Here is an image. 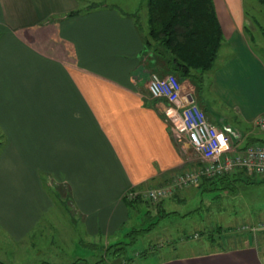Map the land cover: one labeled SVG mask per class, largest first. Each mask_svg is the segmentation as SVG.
<instances>
[{
	"label": "crops",
	"instance_id": "0c3cea01",
	"mask_svg": "<svg viewBox=\"0 0 264 264\" xmlns=\"http://www.w3.org/2000/svg\"><path fill=\"white\" fill-rule=\"evenodd\" d=\"M142 1L132 11L122 10V1L0 0V230L10 244L46 228L56 191L68 212L63 199L70 201V216L87 236L115 235L130 224L127 193L168 185L181 168L164 113L167 101L150 96L153 70L143 68L149 17L148 0ZM255 2L213 0L224 35L219 53L229 47L232 66L243 54L259 61L252 46L263 41L251 30L264 5ZM141 9L147 33L139 27ZM261 87L263 99L230 110L245 129L193 95L208 120L244 146L246 138L264 140L250 125L264 115ZM211 242L203 251L170 252L149 264H264V233L223 236L218 247ZM69 264L89 263L78 257Z\"/></svg>",
	"mask_w": 264,
	"mask_h": 264
},
{
	"label": "rangeland",
	"instance_id": "374dc122",
	"mask_svg": "<svg viewBox=\"0 0 264 264\" xmlns=\"http://www.w3.org/2000/svg\"><path fill=\"white\" fill-rule=\"evenodd\" d=\"M91 1V5L99 2L109 4L122 1L126 6L128 5L122 7V10L135 11V6L141 4L142 0ZM255 1L257 6H261L257 0ZM246 6L249 7V4L247 3ZM261 7L260 11L257 9L255 14L257 23H254V28L251 30V34L263 41L259 47L252 46L257 48L259 53L258 62H255L252 56L243 54L238 59L239 63L232 66L234 63L231 65L227 56L229 47L225 45L214 67L200 74V81L189 80L188 84L180 81L183 89H191L203 104H208L221 116L229 118L228 121L239 129H245L244 124L247 123L243 121L239 123L241 117L230 111L232 107L239 105L246 109L258 99H263L262 95L257 94V91L262 89L261 86H264V7ZM142 9H145V6ZM142 9L139 27L141 31L147 33L148 23L145 20L147 11L144 13ZM150 72L148 76L154 73ZM196 102L198 103L197 100ZM232 115V118L229 117ZM236 119L239 122H235ZM251 124L254 127L253 123ZM252 130L253 133L264 136V132L253 128ZM175 144L183 157V164L176 172L182 168H196L195 164L199 161V157L194 149L183 142H175ZM235 179L229 184L219 186L223 189H214L212 186L202 187L203 189L199 186L190 187L191 189L189 186L177 188L169 196L170 202L164 205L165 209L162 201L164 199L152 201L144 197L145 203L140 210L131 209L130 224L117 228L115 235L111 236H87L80 220L70 216L73 215L70 201L67 198L63 199L69 203L66 205L69 213L61 206L58 199L61 195L55 190L53 197L57 200V206L45 220L44 223L47 225L44 230L40 228L19 245L10 244L9 240L5 239L6 234L0 230V264H43L44 262L69 264L78 257L84 258L89 264H130L132 260H127L130 256L136 258V263L135 259L132 263L149 264L169 255L170 252L173 255H184L192 254L199 249L203 251V247H209L211 240L214 242L211 243L218 247L223 236L233 233L239 235V238L245 235H254L256 238L264 233L262 227L264 175L242 174L237 175ZM152 188L154 187L146 190ZM134 217H139V222H136ZM151 223L155 225L151 226L150 232L139 234L137 239L126 247L125 243H130L131 237H136L135 232H131L134 228H147ZM219 229L221 231L218 232ZM125 247L126 253L116 256L117 251H123ZM175 248L177 250H174Z\"/></svg>",
	"mask_w": 264,
	"mask_h": 264
},
{
	"label": "trees",
	"instance_id": "16d2710c",
	"mask_svg": "<svg viewBox=\"0 0 264 264\" xmlns=\"http://www.w3.org/2000/svg\"><path fill=\"white\" fill-rule=\"evenodd\" d=\"M258 1L264 5V0ZM147 2L149 36L145 39L141 55V59L147 63V67L143 65V68L148 71L152 69L151 72L172 74L183 82L194 79L200 81L201 73L211 70L215 65L224 38L213 0H148ZM78 12H72L71 15ZM256 140L258 139L246 138L244 146L257 143ZM260 142L264 140L261 139ZM201 165L200 161L195 164L196 168ZM242 174L249 175L244 169L239 168L219 176H202L199 183L189 187L212 186L214 189H223L219 186L235 181V177ZM125 198L129 208L134 210H140L145 203V198L141 195L133 199L127 196ZM153 225L155 223H151L147 228H134L131 232H135L136 237H131L130 243H125L126 247L130 246L139 234L149 232ZM126 247L123 251H117L116 256L125 254Z\"/></svg>",
	"mask_w": 264,
	"mask_h": 264
},
{
	"label": "built area",
	"instance_id": "2783aa9c",
	"mask_svg": "<svg viewBox=\"0 0 264 264\" xmlns=\"http://www.w3.org/2000/svg\"><path fill=\"white\" fill-rule=\"evenodd\" d=\"M148 89L153 98L167 101L164 113L174 142H183L192 147L202 165L180 169L166 186L145 190L143 193L131 191L126 195L129 199L141 195L158 201L170 196L177 188L199 183L202 176H219L239 168L249 175H264V142L247 146L237 144L230 134L208 120L193 93L190 89H183L176 76L170 74L160 77L152 74ZM254 126L264 132V115L255 120Z\"/></svg>",
	"mask_w": 264,
	"mask_h": 264
}]
</instances>
